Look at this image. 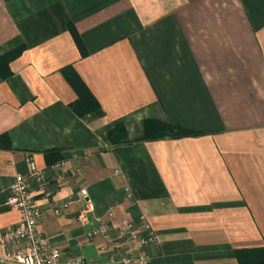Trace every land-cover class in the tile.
Masks as SVG:
<instances>
[{
  "label": "crops",
  "instance_id": "1",
  "mask_svg": "<svg viewBox=\"0 0 264 264\" xmlns=\"http://www.w3.org/2000/svg\"><path fill=\"white\" fill-rule=\"evenodd\" d=\"M147 120L200 133L142 139ZM16 178L64 256L244 263L264 247V0H0V236Z\"/></svg>",
  "mask_w": 264,
  "mask_h": 264
},
{
  "label": "built area",
  "instance_id": "2",
  "mask_svg": "<svg viewBox=\"0 0 264 264\" xmlns=\"http://www.w3.org/2000/svg\"><path fill=\"white\" fill-rule=\"evenodd\" d=\"M36 177L44 188L46 181L42 172L31 167L28 177ZM48 196V193L45 194ZM6 206L16 208L19 211L18 222L6 229L0 236V243L7 246L4 259L21 264H149V258L144 253H137L134 256H123L115 258L110 256L106 260H89L83 256H64L62 251L49 244L45 234L37 226V222L42 214L39 206L35 205L33 198L29 194L28 178H16L10 185L9 195L5 201ZM67 202L50 207L55 213L67 207ZM93 211V204L84 201L77 212L76 219L81 225H88ZM143 227L147 231L145 238L137 239L136 234L128 229L116 230L114 238L137 239L134 248L137 249L147 241L154 239V232L148 223L143 221ZM110 228L105 224H100L96 228H91L88 236L101 234L109 237Z\"/></svg>",
  "mask_w": 264,
  "mask_h": 264
},
{
  "label": "trees",
  "instance_id": "3",
  "mask_svg": "<svg viewBox=\"0 0 264 264\" xmlns=\"http://www.w3.org/2000/svg\"><path fill=\"white\" fill-rule=\"evenodd\" d=\"M150 122L154 124V131L147 133V135H144L142 139H157L164 137L177 138L182 136L197 135L200 133L188 128H184L181 125L175 123L147 120V124ZM119 131H121L119 125L113 126L109 130V137L111 139L116 138ZM242 253L246 254V261L242 264H264V247L249 249L247 251H242Z\"/></svg>",
  "mask_w": 264,
  "mask_h": 264
}]
</instances>
